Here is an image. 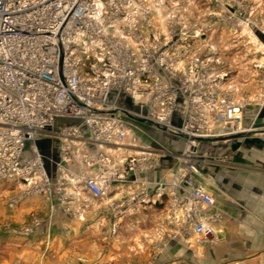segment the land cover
Segmentation results:
<instances>
[{
    "label": "built area",
    "instance_id": "1",
    "mask_svg": "<svg viewBox=\"0 0 264 264\" xmlns=\"http://www.w3.org/2000/svg\"><path fill=\"white\" fill-rule=\"evenodd\" d=\"M222 1L232 11L235 0H0V184L80 198L85 209L90 199L108 200L116 219L167 198L199 241L214 237V219L199 212L215 200L190 152L253 133L245 113L264 105V89L252 103L236 100L212 43L220 26L233 30L234 14L218 11ZM200 2L205 8L192 10ZM145 130L185 142L171 181L109 200L174 155L144 148ZM49 166L62 174L54 179ZM18 202L11 197L9 207ZM38 225L35 216L11 230L27 235Z\"/></svg>",
    "mask_w": 264,
    "mask_h": 264
},
{
    "label": "crops",
    "instance_id": "2",
    "mask_svg": "<svg viewBox=\"0 0 264 264\" xmlns=\"http://www.w3.org/2000/svg\"><path fill=\"white\" fill-rule=\"evenodd\" d=\"M260 72L263 80L250 78L244 88L263 89L264 70ZM244 122L254 133L216 144L203 141L190 152L198 183L215 200L213 208L199 212L201 220L214 219V237L199 241L193 234L186 236L182 214L167 198L163 204L142 205L117 221L108 200L90 199L93 203L85 209L80 198L62 200L57 192L51 197L25 194L19 187L0 207V264H264V105L248 108ZM145 131L138 134L144 148L174 155L160 156L158 167L109 200L132 191L150 195L156 182L171 181L174 156L182 154L185 142L162 140L157 132ZM53 159H58L57 152ZM49 169L54 179L62 174L55 166ZM11 197H19L14 208L9 207ZM35 216L39 225L33 232L12 231L29 225ZM115 223L118 237L111 234ZM161 243L162 250L156 251Z\"/></svg>",
    "mask_w": 264,
    "mask_h": 264
},
{
    "label": "rangeland",
    "instance_id": "3",
    "mask_svg": "<svg viewBox=\"0 0 264 264\" xmlns=\"http://www.w3.org/2000/svg\"><path fill=\"white\" fill-rule=\"evenodd\" d=\"M221 4L224 5L222 6ZM221 4L218 6V11L222 15L231 11L226 8L223 1ZM205 6V4L200 2L192 10L199 11ZM231 7L232 11L230 14H234L232 32L230 33L226 29V25L220 26L219 33L212 35V43L216 46L217 52L223 60V67L227 72H230V83L235 89L239 90L235 95L236 100L244 98L252 103L253 100L261 97L264 89L260 87L256 91L253 86L251 89L244 88V84L249 82L250 78L257 81L263 80L262 72L260 71L264 70V0H235L231 3ZM228 27L230 28V25ZM200 53L202 55L208 54L205 49H202ZM120 101L121 104H125V98H121ZM254 106L256 105H251L249 108ZM68 123L70 122L62 121L61 126ZM157 134L162 140L170 138L162 131H158ZM18 188L17 184H0V207L5 198L7 199L12 193L17 192ZM115 193L117 192H114L111 198L116 195ZM116 220L119 221L120 219ZM117 226L118 233L115 237L119 236V223H117ZM155 229L163 232V228L160 225L156 224ZM184 233L188 237L192 236L188 228L185 229ZM162 247L161 243L159 247L155 246V250H162Z\"/></svg>",
    "mask_w": 264,
    "mask_h": 264
}]
</instances>
